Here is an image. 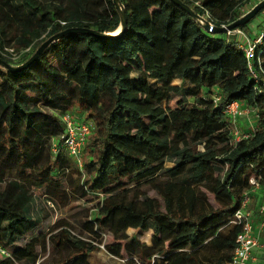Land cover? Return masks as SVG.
Here are the masks:
<instances>
[{
    "label": "trees",
    "instance_id": "1",
    "mask_svg": "<svg viewBox=\"0 0 264 264\" xmlns=\"http://www.w3.org/2000/svg\"><path fill=\"white\" fill-rule=\"evenodd\" d=\"M180 1L213 27L243 17V0ZM119 2L126 28L118 40L65 35L19 73L0 66V249L8 255L0 264H90L100 246L123 261L136 240L128 230L157 250L160 260L144 264H227L242 194L252 178L264 188V89L253 77H264V40L250 71L233 38L205 32L169 0ZM247 24L239 29L253 39ZM119 26L111 0H0V50L15 48L18 56L0 59L18 67L67 29L115 36ZM232 102L258 114L253 131L235 143L221 111ZM75 110L94 123L81 168L52 152L64 132L61 117ZM12 173L8 205L2 185ZM215 177L213 195L199 190ZM35 196L62 210L71 197L95 202L97 213L58 218L41 245L34 232L45 211ZM209 196L215 207L205 206ZM46 241L69 254L39 262ZM202 250L210 254L201 257Z\"/></svg>",
    "mask_w": 264,
    "mask_h": 264
},
{
    "label": "built area",
    "instance_id": "2",
    "mask_svg": "<svg viewBox=\"0 0 264 264\" xmlns=\"http://www.w3.org/2000/svg\"><path fill=\"white\" fill-rule=\"evenodd\" d=\"M261 1L263 0H243L239 8V14L241 16L246 15ZM195 5L199 6V3H195ZM204 18L208 17L204 16ZM210 25L212 26V24ZM226 27L227 26H222V28ZM259 30V33L257 32L253 39L249 38L247 34L239 28L226 31L227 36L234 38L237 47L242 51L247 62V67L250 71L252 68V62L256 57L257 46L261 45L264 40V22H262ZM27 50L28 49L25 51ZM5 53H8L12 60L18 57L13 49L5 48L3 51H0L1 55H4ZM253 77L255 82L261 84L264 89V77L262 79L258 78L257 75H253ZM213 99L216 101L218 98L213 96ZM221 111L231 125L234 143L241 139H246L249 136L248 133L253 131L255 121L258 118L255 109L247 108L237 102H232L221 108ZM61 120L64 124V132L60 136L59 143H52V152L54 155L61 154L67 156L76 166L81 168L83 148L94 129V123L80 112H75V114L67 112L61 117ZM243 126H245L246 129L241 131L239 127ZM249 185L250 188L243 192L240 206L235 211L231 221L233 225L240 227V231L235 240V248L231 260L227 264H250L251 262H255L256 258L254 253L261 247L259 235L255 233L251 212L248 208L252 194L256 191L264 190V188H261L258 180H255L254 178L249 180ZM257 209L259 228L262 230L264 228V200L258 204ZM0 255L5 257L8 256L1 249Z\"/></svg>",
    "mask_w": 264,
    "mask_h": 264
},
{
    "label": "rangeland",
    "instance_id": "3",
    "mask_svg": "<svg viewBox=\"0 0 264 264\" xmlns=\"http://www.w3.org/2000/svg\"><path fill=\"white\" fill-rule=\"evenodd\" d=\"M262 22H264V10L262 11V13L258 14L253 20H251L248 24L247 27L250 30V36L254 37V33L255 31L259 33V29L261 28ZM258 25V26H257ZM252 30L254 32H252ZM44 37L41 36L40 38H38L35 42L36 44H41L42 40H46L43 39ZM234 39V38H233ZM9 48H14V47H9ZM33 49H36V46L34 45L32 47ZM15 51H17L14 48ZM0 51H3L2 49ZM14 51V52H15ZM20 50H18L19 52ZM10 65L13 66H17L19 65L17 62H12ZM174 84H178L177 81L174 82ZM177 101V98H174L170 105L173 106L174 103ZM75 112L78 111H71L72 114H75ZM241 129V131L245 130L246 127H239ZM84 158V157H83ZM166 166H170L169 163L166 164ZM15 178L14 173H12L11 175H7V177L4 179V184L2 185V192H3V199L4 201L10 205L11 200L10 198L13 196V191L10 188V182ZM216 182V177L213 180L212 184H210L209 186H200L199 190L201 192H207L209 191L210 188H212V193L211 195L214 194L215 192V186L214 183ZM152 193H150L151 195ZM36 198H38V207L42 206V208L44 209L45 213H44V220L42 222V225L40 226V228H38L34 234L35 236L38 237V239L41 242L42 245V241L43 239L46 238L47 240V234H48V229L50 228V226L58 219V218H63L65 220H73L75 217H78L80 215L85 214V209L89 208V217L93 218L96 216V210H95V202H89V203H84L82 200L78 199V198H73L71 197L69 202H68V207H66L64 210L61 209V207L59 206V204L56 203V205H54V203L49 202L48 200H46L45 198H43L42 196H35ZM217 205V201L212 197L209 196L207 199V202H205V206L210 207L213 206L215 207ZM204 206L202 204H199L196 210L197 214H200L203 212ZM128 236L132 237L135 235L136 236V240L131 242V252L125 253V260L121 261L119 259H116L115 257L109 255L103 248V246H100L98 251H93L90 256H89V263L90 264H144L146 262L147 259H150L151 261L153 260H160V257L157 255V250L156 248L152 247V244L150 243V245H147L144 241H143V234L140 232H135L133 230H128L127 231ZM103 236V241L104 242H111L112 238L108 235H102ZM170 238V235H167L166 237L162 238V240L160 241V246H165L166 243L168 242ZM261 238L263 239V243H264V233H261ZM130 240V238H129ZM43 248V247H42ZM69 254V250L64 247V246H60V247H55L52 244H49L47 241L45 242V246L43 249H41V254H40V260L39 262H41L42 260L44 262H50V261H60V260H64L66 258V256ZM210 254V250H202L200 252V256H208ZM264 263V261H263Z\"/></svg>",
    "mask_w": 264,
    "mask_h": 264
},
{
    "label": "water",
    "instance_id": "4",
    "mask_svg": "<svg viewBox=\"0 0 264 264\" xmlns=\"http://www.w3.org/2000/svg\"><path fill=\"white\" fill-rule=\"evenodd\" d=\"M115 10L119 12L120 14V26L119 29L115 32V36H110V34H100L95 31H91L88 29H67L63 31L62 33L58 35L51 36L48 38L45 42H43L34 52V54L21 66L18 67H12L3 62L0 59V66L7 69L11 73H19L23 70H25L29 65H31L33 62H35L43 53V51L53 42L58 40L60 37L70 34H81V35H89L93 36L102 40H118L122 33L124 32L126 28V19H125V12L120 5L119 0H111ZM177 7L181 8L186 14H188L191 18L194 20H197L201 25L202 29L207 33L212 34H223L226 33V31H231L234 29H237L243 25H246L251 20H253L262 10H264V0L259 2L249 13L241 17L240 19L236 20L235 22L229 24L226 28H217L211 26L207 21H205L201 16L195 14L188 6L184 5L180 0H169Z\"/></svg>",
    "mask_w": 264,
    "mask_h": 264
},
{
    "label": "crops",
    "instance_id": "5",
    "mask_svg": "<svg viewBox=\"0 0 264 264\" xmlns=\"http://www.w3.org/2000/svg\"><path fill=\"white\" fill-rule=\"evenodd\" d=\"M252 32L254 31L252 30ZM256 33L257 32L255 31L253 35H255ZM262 200H264V190L256 191L251 196V201H250L249 208H248V210L251 212L255 233L259 235L260 244H261V247L254 253L256 261L251 262L250 264H264L263 263L264 243H263V239L261 238V233H264V228L262 230L259 228V216H258V209H257L258 204L262 202Z\"/></svg>",
    "mask_w": 264,
    "mask_h": 264
}]
</instances>
